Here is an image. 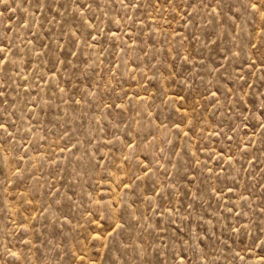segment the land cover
<instances>
[{"label": "rangeland", "instance_id": "374dc122", "mask_svg": "<svg viewBox=\"0 0 264 264\" xmlns=\"http://www.w3.org/2000/svg\"><path fill=\"white\" fill-rule=\"evenodd\" d=\"M247 4L0 0V264H264Z\"/></svg>", "mask_w": 264, "mask_h": 264}, {"label": "snow or ice", "instance_id": "6c2138e0", "mask_svg": "<svg viewBox=\"0 0 264 264\" xmlns=\"http://www.w3.org/2000/svg\"><path fill=\"white\" fill-rule=\"evenodd\" d=\"M91 4H86L84 7L86 9H91ZM5 7H8V5H5ZM79 7V5H77ZM247 7L254 10L256 14L264 16V0H248ZM85 24L89 28H95V25L91 23V21H85ZM264 31V29H262ZM75 35V33H73ZM83 35V30H81L80 36ZM89 36H91V32L88 33ZM80 36H76V40L79 41ZM75 42V41H74ZM10 50L9 44L0 43V64L7 65L10 63V58L6 54ZM261 64H264V58H261ZM260 108L264 110V102L260 104ZM262 115H264V112H262ZM262 125H264V120H262ZM0 127H3V125H0ZM120 225L117 224V227ZM11 255H19L18 253H10ZM180 260H184L183 256H180Z\"/></svg>", "mask_w": 264, "mask_h": 264}]
</instances>
